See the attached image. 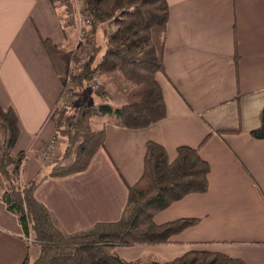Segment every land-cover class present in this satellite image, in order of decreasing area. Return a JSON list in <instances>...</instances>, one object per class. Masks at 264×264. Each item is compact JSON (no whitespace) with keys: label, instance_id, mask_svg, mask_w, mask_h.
Masks as SVG:
<instances>
[{"label":"crops","instance_id":"crops-1","mask_svg":"<svg viewBox=\"0 0 264 264\" xmlns=\"http://www.w3.org/2000/svg\"><path fill=\"white\" fill-rule=\"evenodd\" d=\"M167 3L163 71L156 74L165 117L132 129L112 116L94 115L92 128H103L105 141L88 167L48 177L35 196L66 233L114 222L122 215L128 187L142 176L148 142L162 146L170 161L179 147L203 142L199 155L209 165L207 190L187 194L153 218L156 224L179 218L198 222L168 243L119 246L115 252L129 262H164L207 247L245 264H264V137L252 135L261 127L264 110V0ZM59 15L50 0H0V107H13L18 114L13 151L26 152L23 182L50 166L51 158L44 161L40 155L54 138L50 114L64 83L42 40L67 53L73 44ZM122 83L125 89L134 85L126 78ZM90 90L82 97L95 102ZM4 143L0 124V160ZM62 145L64 150L65 141ZM62 150L53 157L60 158ZM3 186L0 175V264H22L39 252L6 209Z\"/></svg>","mask_w":264,"mask_h":264},{"label":"trees","instance_id":"trees-1","mask_svg":"<svg viewBox=\"0 0 264 264\" xmlns=\"http://www.w3.org/2000/svg\"><path fill=\"white\" fill-rule=\"evenodd\" d=\"M50 1L61 11L59 0ZM81 1L96 40L87 58L74 57L76 72L70 76L71 81L87 92L86 87L95 77L120 71L134 87L120 106L108 103L102 98L103 91L97 88L93 94L98 101L89 102L82 97L69 110H62L54 124V137L60 134L66 140L62 156L49 162L47 172L40 171L23 183L20 175L26 154L13 151L19 135L18 114L13 107H0V124L5 132L0 160L4 180L1 199L17 217L26 238L33 235L39 248L33 260L26 256L22 264H245L207 247L191 249L164 262H129L115 252L119 246L168 243L171 236L198 222L196 218H179L156 224L153 218L187 194L207 190L209 165L199 155L203 142L196 148L179 147L172 161L162 146L148 142L142 176L128 187L126 204L117 221L99 222L87 230L66 233L56 226L50 211L36 198L37 188L48 177L84 171L104 145V129L92 128L94 115L112 116L121 126L132 129L147 127L166 115L156 74L163 71L167 0ZM42 46L63 81L69 75L68 61L63 57L66 52L49 39L42 40ZM252 135L264 137V110L261 127Z\"/></svg>","mask_w":264,"mask_h":264},{"label":"rangeland","instance_id":"rangeland-1","mask_svg":"<svg viewBox=\"0 0 264 264\" xmlns=\"http://www.w3.org/2000/svg\"><path fill=\"white\" fill-rule=\"evenodd\" d=\"M59 4L62 7V8H60L61 11H59L60 22H61L62 26L64 27V29L68 28L69 30H71V34H72L71 40H72L73 44H72V48L70 50V53L66 52V54H64V56H63L64 59H66L68 61V65H70V67H68L67 73L69 72L70 76H72L76 72V68L74 65V57H75V59L77 58V59H81V60H84V58H87V56L91 53V50L94 46V41L96 40L94 36H96V35H94L91 32V29H90L91 25L89 24L90 21H89V23H87L84 20L83 21L86 25L89 24V28L87 29L86 34H81V35L79 34L78 28H80L81 26L83 27V21H80V23H78V22L76 23V19L74 17L77 16L78 14H80L77 11V9H79L80 2L75 3L72 1L68 2L67 0H60ZM67 13L69 14V16H68V18H65ZM109 27H110V25H108L107 29H109ZM99 39H101V38H99ZM124 79L125 78L123 77V75L120 71H114L111 73L101 74V75L95 77V79L89 83L88 86H91L92 88H90L88 86L86 88L91 89V95L93 96L94 99H95L96 95L93 94V91L95 89L99 88L100 91H103V94H104V97H102V98L106 99V101L108 103H110L114 106H120L126 101L127 93L131 89H133V87H134V85H131L130 86L131 88L125 89L128 87L122 83ZM66 80H67V77H65V79L63 80V83ZM108 82H110L112 84L113 88H111L109 86V84H107ZM62 92H63L62 97H60L58 103L54 106V108L52 109L51 114H50V118L52 119L54 124L57 122V118L59 117L60 112L62 110H69L70 107H73L76 104H78L79 100H81L82 94H83L82 88L80 89L79 85H77L75 82L71 81V78L68 80L66 86L63 85ZM79 94H81V95H79ZM98 99L99 98L96 97L97 101H98ZM57 138H58V142H57V140H54ZM57 138L56 137L53 138L54 143L50 147L52 155L50 154V150L47 152V154L43 153V152L48 150L47 149L48 147H45L42 150L41 155H40L42 160H44V161L48 160L47 159V155H48L49 158H51L49 161H52L55 159V157H53V155H56V153H59V150L60 151L62 150V148H63L62 143H64V141H65V144H66V140L60 134L57 135ZM63 151L64 150H62V152ZM20 180H21V178H20ZM21 181L23 183V180H21ZM32 237H33V235H31V237H29L30 239H26V240L29 243H31L30 245H33L34 253L39 252L38 245L35 244ZM201 248H203V247H201Z\"/></svg>","mask_w":264,"mask_h":264},{"label":"built area","instance_id":"built-area-1","mask_svg":"<svg viewBox=\"0 0 264 264\" xmlns=\"http://www.w3.org/2000/svg\"><path fill=\"white\" fill-rule=\"evenodd\" d=\"M60 1V0H59ZM80 2V5H79V9H77V11H78V13H80V14H78L77 16H75L74 18L76 19V23L78 22V23H80V21H85V22H87V23H89V18H88V16H87V14H84L83 13V11H84V9H85V6H84V4H83V2L80 0L79 1ZM82 14V15H81ZM68 16H69V14L67 13L66 14V16H65V18H68ZM65 20V19H64ZM84 21H83V27L81 26L80 28H78L79 29V34L81 35V34H86V31H87V29L89 28V24L88 25H86L85 23H84ZM68 67H70V65L68 66ZM70 74L69 75H67V80L65 81V83L67 84V82H68V80L70 79ZM66 86V85H65ZM54 143V140L52 139L49 143H48V150L47 151H45V152H43V153H45V154H47V152L50 150V147L52 146V144ZM47 157H48V155H47Z\"/></svg>","mask_w":264,"mask_h":264},{"label":"bare ground","instance_id":"bare-ground-1","mask_svg":"<svg viewBox=\"0 0 264 264\" xmlns=\"http://www.w3.org/2000/svg\"><path fill=\"white\" fill-rule=\"evenodd\" d=\"M67 1H68V2L72 1V2L77 3V2H79L80 0H67ZM26 239H30V238L28 237V238H26Z\"/></svg>","mask_w":264,"mask_h":264}]
</instances>
